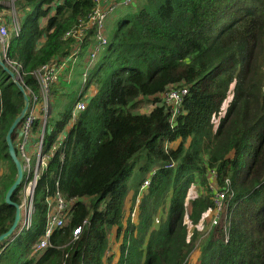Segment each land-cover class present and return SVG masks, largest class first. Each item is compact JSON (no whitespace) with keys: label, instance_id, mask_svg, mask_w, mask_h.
Wrapping results in <instances>:
<instances>
[{"label":"trees","instance_id":"trees-1","mask_svg":"<svg viewBox=\"0 0 264 264\" xmlns=\"http://www.w3.org/2000/svg\"><path fill=\"white\" fill-rule=\"evenodd\" d=\"M98 1L127 12L89 69L79 97L89 86L94 93L63 141L64 155L55 152L38 180L32 225L0 242V264H264V0ZM14 7L19 32L7 55L21 64L30 97L38 91L32 72L71 52L75 42L66 33L83 27L96 3L15 0ZM85 33L80 56L94 28ZM67 84L62 75L52 97ZM180 87L187 92L171 121L163 96ZM71 105L47 133L48 143ZM22 106V93L0 66V234L15 214L4 202L17 174L5 135ZM136 168L140 177L124 215ZM23 183L12 194L18 204ZM215 188L227 189L229 215L214 223L192 263L197 225L215 208ZM56 189L73 200L70 220L35 252L44 198ZM160 210L165 214L155 224Z\"/></svg>","mask_w":264,"mask_h":264},{"label":"built area","instance_id":"built-area-1","mask_svg":"<svg viewBox=\"0 0 264 264\" xmlns=\"http://www.w3.org/2000/svg\"><path fill=\"white\" fill-rule=\"evenodd\" d=\"M15 1V0H10ZM0 1V4L5 7ZM96 8L93 13L88 17L86 24L80 26L76 30H71L66 33V37L73 38L75 42L69 54L64 56L59 61H51L41 65L38 69L32 72L33 76L38 83L37 93L31 91V96H28V108L17 125L15 150L17 157L20 160L21 168L24 177L23 187L18 193L20 199V220L16 228L17 234L22 230L30 228L35 214V190L37 188L38 180L42 173L47 169L50 159L54 156L55 152L60 151V155H64L62 148L63 141L73 123L76 121L78 114L84 110L86 100L78 98L73 102L70 108V116L68 119V130H63L58 141L55 142L56 136L51 142H47V133L51 131L52 125H49L48 118L51 114L52 103V85L60 80L62 75H65L67 80L71 78V71L73 65L80 63L78 57L80 56L81 44L86 36L88 29L94 28V35L89 39L92 44L86 50V58L84 59V67L82 70L83 83L85 84L88 77V72L92 66L96 56L103 47L107 44L105 35L104 22L108 13L114 10L115 6L106 8L98 0H95ZM130 0H123L122 5H128ZM6 9V8H5ZM15 9H11L12 15ZM18 29L14 31V35H18ZM11 33L8 31L7 23L2 14H0V56L9 69L14 73L17 81L22 83V76L25 74L22 70L21 64L11 60L7 53L9 48V39ZM27 95L29 90L25 89ZM187 88H172L168 90L165 95L166 103L171 107V121L174 119L176 113L179 112L183 96L186 94ZM213 174V172L211 171ZM228 183V182H227ZM148 181L145 180L141 188L145 187ZM228 187V184L227 186ZM226 190H217L214 200L217 206L223 202ZM45 216H44V229L39 239L34 245V251H42L49 245V237L51 233L58 228L68 224L71 216L72 199L65 198L61 192L56 189L52 193L47 194L44 198ZM87 224V219H84L82 225ZM81 225L75 227L72 231L74 238H78L82 231Z\"/></svg>","mask_w":264,"mask_h":264},{"label":"rangeland","instance_id":"rangeland-1","mask_svg":"<svg viewBox=\"0 0 264 264\" xmlns=\"http://www.w3.org/2000/svg\"><path fill=\"white\" fill-rule=\"evenodd\" d=\"M3 5L5 6V10L0 13L2 14L3 17H6L7 19V27H8V31L9 33H11V36L14 35V31L16 29H19V14L16 11L15 7H14V1H10V0H5L2 2ZM107 6H105L106 8ZM15 9L14 14L12 15V13L10 12L11 9ZM124 8H122V6H115L114 8V12L112 13L111 11L108 13L107 18L104 22V28H105V35L106 36H110L116 26V24L118 23V21L121 18V14L126 13L127 11H123ZM88 50V49H87ZM83 54L81 56L78 57V60L80 61H84L85 56L86 55L84 53V51L82 52ZM84 57V59H83ZM84 67V63L80 62V63H76L73 65L72 71H73V75L71 76V81L70 84L68 85V92L66 93V95H64L62 101L60 102L59 105H57L55 99L52 97V102H53V108L51 111V114L49 115L48 118V123L49 125H52L55 123L56 120H59L61 118V115L63 113V111L69 107L77 98V95H79V93H81V90L84 87V83H83V77H82V70ZM90 87V86H89ZM87 88L84 90V96H82L81 100H87L90 97V88ZM164 100H165V95L163 96ZM58 99V98H57ZM229 101V97L226 99V101L223 104L222 110L220 111V116L223 114L224 112V108L225 105L227 104V102ZM149 108H151V105H145L142 109H140L141 111H147L149 110ZM214 118V123L216 124L219 117ZM68 121L66 123H64L62 125V129L63 130H68ZM62 130L58 131V133L56 134V139L55 142L58 141V138L61 136V132ZM175 143H173L174 145ZM1 168H3V164L0 163V173H1ZM140 177V173L138 171V169H134V171L132 172V176L130 177V179L128 180L127 184H128V191L126 194V198L124 201V215H126V212L130 206V201L132 199L133 193H134V189H135V185L136 182L138 180V178ZM148 185V184H147ZM146 185V186H147ZM143 188L140 187V191ZM195 191V189H193ZM197 190V189H196ZM218 189L215 188L214 191V197L216 194V191ZM198 192V191H197ZM227 210L225 209L224 203L222 202L220 206H217V204L215 205V208L213 211L208 212L206 214H204L202 220L199 222V224L197 225L198 230L200 231V234L198 236L197 239V252L194 253V255L191 257L192 260L196 258V255L198 257L199 255V250L198 247L200 246V244L206 239V237L209 235V233L212 230V227L214 225V223L221 217L222 214H226L224 217H227L229 214L226 212ZM165 214V212L163 210H160L157 213V216L155 218L154 223L157 224L158 220L160 217H163ZM118 240L114 239L113 242H111L110 247L113 246V250L115 252L118 251ZM116 255H118V253H116ZM114 259H116V256H114Z\"/></svg>","mask_w":264,"mask_h":264},{"label":"water","instance_id":"water-1","mask_svg":"<svg viewBox=\"0 0 264 264\" xmlns=\"http://www.w3.org/2000/svg\"><path fill=\"white\" fill-rule=\"evenodd\" d=\"M0 66L9 75V77L12 79V81L16 84L19 91L22 93V97H23V106H22L20 112L18 113V115L15 117V119L11 123V125H10L6 135H5V141H6V145L8 148V154H9V157L11 158L12 162L15 165L17 174H16V177H15L13 183L7 189V191L5 193V197H4V202L9 204V205H12L15 208V214H14V219H13L11 226L7 229V231L0 234V242H2L3 240H5L7 237H9L10 235H12L15 232V230L18 226L19 220H20V206L17 202L12 200V194L17 189V187L21 184L22 180L24 181V177H23V172H22V168H21V163H20L19 158L17 157L15 146L13 144L12 133L16 130L17 125L19 124V122L23 118V116H24V114L28 108L29 99H28V95L24 89V86L19 81H17L15 79L14 73L9 69V67L1 59V56H0Z\"/></svg>","mask_w":264,"mask_h":264},{"label":"crops","instance_id":"crops-1","mask_svg":"<svg viewBox=\"0 0 264 264\" xmlns=\"http://www.w3.org/2000/svg\"><path fill=\"white\" fill-rule=\"evenodd\" d=\"M80 62H83V61H80ZM72 75H73V71H71V76H72ZM70 81H71V78H70V80H67L68 85L70 84ZM68 85H66L65 89H61V90L59 91L60 95H59L58 97H55V98L53 97V98L55 99L57 105L60 104V102L62 101L64 95H66V93L68 92V90H66V89H68ZM93 87H94V86H91V87H90V91H91L92 93H94V88H93ZM57 98H58V99H57ZM52 103H53V102H52ZM72 104H73V103H72ZM195 252H197V251H194L192 254L194 255ZM193 255L190 256V260H191L192 263H195L196 258H197V255H196V258L192 260L191 257H192Z\"/></svg>","mask_w":264,"mask_h":264}]
</instances>
